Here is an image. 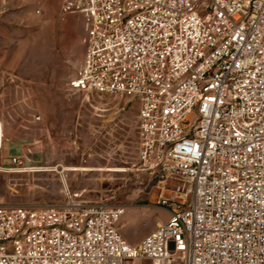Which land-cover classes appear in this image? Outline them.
I'll use <instances>...</instances> for the list:
<instances>
[{
	"label": "built area",
	"instance_id": "1",
	"mask_svg": "<svg viewBox=\"0 0 264 264\" xmlns=\"http://www.w3.org/2000/svg\"><path fill=\"white\" fill-rule=\"evenodd\" d=\"M71 14L70 87L136 110L137 171L170 218L131 244L123 205L0 204V264H264V0H62Z\"/></svg>",
	"mask_w": 264,
	"mask_h": 264
},
{
	"label": "rangeland",
	"instance_id": "2",
	"mask_svg": "<svg viewBox=\"0 0 264 264\" xmlns=\"http://www.w3.org/2000/svg\"><path fill=\"white\" fill-rule=\"evenodd\" d=\"M61 6L0 0V204L123 205L121 232L137 244L170 215L149 176L137 171L136 110L123 98L71 89L86 27L80 14L63 18Z\"/></svg>",
	"mask_w": 264,
	"mask_h": 264
},
{
	"label": "bare ground",
	"instance_id": "3",
	"mask_svg": "<svg viewBox=\"0 0 264 264\" xmlns=\"http://www.w3.org/2000/svg\"><path fill=\"white\" fill-rule=\"evenodd\" d=\"M65 170L69 171H77V170H89L87 168H64ZM91 170V169H90ZM94 170V169H93ZM104 170V169H102ZM34 171V170H33ZM64 171V170H63ZM36 172V171H35Z\"/></svg>",
	"mask_w": 264,
	"mask_h": 264
},
{
	"label": "crops",
	"instance_id": "4",
	"mask_svg": "<svg viewBox=\"0 0 264 264\" xmlns=\"http://www.w3.org/2000/svg\"><path fill=\"white\" fill-rule=\"evenodd\" d=\"M71 20H73V19H71ZM151 197H152V199L154 198V193L153 192L151 193ZM164 210H166V209H164ZM167 213H168V211H167Z\"/></svg>",
	"mask_w": 264,
	"mask_h": 264
}]
</instances>
